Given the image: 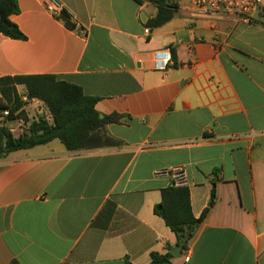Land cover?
Returning <instances> with one entry per match:
<instances>
[{
	"label": "crops",
	"instance_id": "1",
	"mask_svg": "<svg viewBox=\"0 0 264 264\" xmlns=\"http://www.w3.org/2000/svg\"><path fill=\"white\" fill-rule=\"evenodd\" d=\"M16 0L24 36L0 34V78L52 75L118 116L116 147L68 152L58 141L0 158V264H148L176 238L153 213L182 168L194 218L170 264H264V13L251 24L198 14L184 0L157 28L150 0ZM148 29L145 33L144 30ZM169 52L173 65L158 69ZM27 121L0 120L13 137L51 120L16 86ZM56 141L60 144L58 145ZM188 255V261L184 256Z\"/></svg>",
	"mask_w": 264,
	"mask_h": 264
},
{
	"label": "trees",
	"instance_id": "2",
	"mask_svg": "<svg viewBox=\"0 0 264 264\" xmlns=\"http://www.w3.org/2000/svg\"><path fill=\"white\" fill-rule=\"evenodd\" d=\"M150 1L156 5L157 12L147 21L148 28L162 26L177 10L174 0ZM17 11L16 0H0V34L13 40H23L24 36L9 19ZM61 18L68 29H75L63 12ZM16 86H23L27 99L41 101L51 120L46 121L39 117L19 137H13L5 127L0 126V158L12 152L48 144L53 140H58L66 151L72 153L120 145L119 141L112 139L104 131L106 125L118 122V116L101 117L95 110V98L85 96L79 87L58 81L52 75L1 77L0 112L9 110L11 118L15 115L27 121ZM213 202L212 187L207 207L199 218H194L188 188L172 183L161 190L160 202L153 207V213L174 234L176 244L180 237H185L188 242ZM171 257L169 251L164 254L151 253L148 264H170Z\"/></svg>",
	"mask_w": 264,
	"mask_h": 264
},
{
	"label": "built area",
	"instance_id": "3",
	"mask_svg": "<svg viewBox=\"0 0 264 264\" xmlns=\"http://www.w3.org/2000/svg\"><path fill=\"white\" fill-rule=\"evenodd\" d=\"M43 7L48 15L59 19L61 13L64 11V6L59 0H42ZM186 1L198 14H212L221 13L230 15L238 19L244 24H251L253 14L255 12L264 13V0H184ZM145 33L148 29L144 30ZM158 69L164 70L166 66L173 65L172 57L169 52L165 57L158 59ZM15 115L11 118L9 110L0 112V120L15 119ZM46 120V119H45ZM7 129V128H6ZM11 134V129H7ZM12 135V134H11ZM172 175L173 183L176 186L184 185V172L180 167H174L167 170H158L155 175ZM188 255L184 256V261H188Z\"/></svg>",
	"mask_w": 264,
	"mask_h": 264
},
{
	"label": "water",
	"instance_id": "4",
	"mask_svg": "<svg viewBox=\"0 0 264 264\" xmlns=\"http://www.w3.org/2000/svg\"><path fill=\"white\" fill-rule=\"evenodd\" d=\"M187 239L185 237H180L176 246L170 250V254L172 257H179L182 253L183 246L186 244Z\"/></svg>",
	"mask_w": 264,
	"mask_h": 264
},
{
	"label": "rangeland",
	"instance_id": "5",
	"mask_svg": "<svg viewBox=\"0 0 264 264\" xmlns=\"http://www.w3.org/2000/svg\"><path fill=\"white\" fill-rule=\"evenodd\" d=\"M56 143H57L58 145H60L57 141H56Z\"/></svg>",
	"mask_w": 264,
	"mask_h": 264
}]
</instances>
